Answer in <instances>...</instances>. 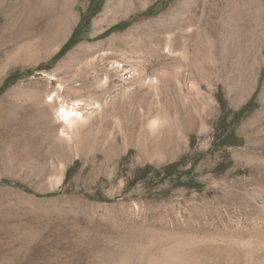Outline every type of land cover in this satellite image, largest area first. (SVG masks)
Segmentation results:
<instances>
[{
	"label": "rangeland",
	"instance_id": "1",
	"mask_svg": "<svg viewBox=\"0 0 264 264\" xmlns=\"http://www.w3.org/2000/svg\"><path fill=\"white\" fill-rule=\"evenodd\" d=\"M0 264H264V0H0Z\"/></svg>",
	"mask_w": 264,
	"mask_h": 264
},
{
	"label": "trees",
	"instance_id": "2",
	"mask_svg": "<svg viewBox=\"0 0 264 264\" xmlns=\"http://www.w3.org/2000/svg\"><path fill=\"white\" fill-rule=\"evenodd\" d=\"M102 6H100V9H101ZM83 35V32H81V29H77L73 35L71 36V38L69 39V41L64 45V47L60 50V52L58 53V55L56 57H59V56H62L65 54V52H67V50L75 45L81 38V36ZM13 80V82H15L14 80V76L11 75L5 82L3 88L1 90H3L6 86H8L10 84V82ZM17 80V79H16ZM252 105H253V100H251L248 104H246L243 109L241 110L240 113L237 114L238 117H240V115L242 114H245L246 112L248 111H252ZM225 119V118H224ZM222 122H224V120H222ZM223 123H219L217 125V130H218V138L221 139V135H220V130L222 129L224 131L223 128H221L220 126H222ZM181 165V163H174V164H171L167 167H165L163 170H159V171H156V174L158 177H160L161 175L165 174L164 177H170L172 176L175 172H177V168ZM150 170H152V167L151 166H148L146 167L145 170H140L137 172V181L138 180H141L143 178H145L146 176H142V174H146L148 173Z\"/></svg>",
	"mask_w": 264,
	"mask_h": 264
},
{
	"label": "bare ground",
	"instance_id": "3",
	"mask_svg": "<svg viewBox=\"0 0 264 264\" xmlns=\"http://www.w3.org/2000/svg\"><path fill=\"white\" fill-rule=\"evenodd\" d=\"M109 5L107 6L106 13L108 12ZM119 65V63H117ZM148 76L147 73H142L140 78L138 79L139 81L145 83L147 80ZM151 81V80H150ZM106 83V82H105ZM139 83V82H138ZM138 89L142 87V85H138ZM78 105V106H76ZM99 106V105H98ZM85 107H83L81 104H75V103H67V106L63 105V108L61 110V125H63L62 129V135L63 136H69L68 130H73V127L77 125L78 123H82L85 120V113L83 112ZM60 109L57 111L59 112ZM80 125V124H79ZM69 138V137H68Z\"/></svg>",
	"mask_w": 264,
	"mask_h": 264
}]
</instances>
